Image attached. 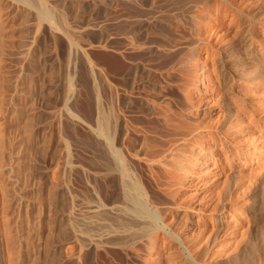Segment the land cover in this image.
Returning a JSON list of instances; mask_svg holds the SVG:
<instances>
[{
    "label": "rangeland",
    "instance_id": "rangeland-1",
    "mask_svg": "<svg viewBox=\"0 0 264 264\" xmlns=\"http://www.w3.org/2000/svg\"><path fill=\"white\" fill-rule=\"evenodd\" d=\"M25 1L0 0V264H9L8 259L11 264H116L100 250L96 253L102 255L98 256L93 250L97 239L104 243L109 235L97 232L94 236L91 232V238L76 231L79 223L90 221L87 217L94 210H108L113 205L97 207L86 201L90 197L87 195L96 192L93 146L100 149L106 143L96 131L97 125L105 117L101 112L106 114L109 109L116 113L118 136L114 147L119 140L123 143L116 145L119 150L126 146L127 134L139 135L155 148L174 147L186 153L181 158L187 172H175L180 182L174 185L175 198L171 202L148 178L145 161L140 157L143 154L131 156L137 158L149 192L160 200L164 198V205L203 196L215 176L223 183L219 163L205 147L208 135L196 120L199 113L195 107L203 97L212 101L217 98L208 80L217 74L215 66L222 56L244 59L249 55L252 58L248 67H260L259 79L251 75L233 81L234 91L238 92L233 97L235 104L246 117L240 116L244 122L237 127L222 129L223 136L236 142L231 143L232 153H238L240 146L245 149L248 162L240 161V168L234 166L228 173L246 176L260 160L264 161V0ZM44 7L50 16H41ZM186 72L193 73L195 77L191 78L202 83L204 89L199 83V90L197 85H182L186 84ZM219 97L213 102L220 101ZM214 112L206 118L216 117ZM100 171L96 173L99 183ZM221 182L220 187L211 190L218 191ZM50 193H54L51 198ZM243 199L238 198V204L225 202L224 223H238V216L246 214L247 200ZM194 215L193 220L198 218ZM170 220L171 216L164 215L160 221V238L172 231L168 228ZM62 226L65 236L59 229ZM196 226L187 232L189 236L197 233ZM46 233L51 240L48 251L44 249ZM59 239L75 245L77 255L64 252ZM162 240L157 239V248L164 246ZM173 241V248L176 245L183 251L176 257L178 264H212L227 257L232 239L220 234L214 247H208V256L196 249L195 255L189 254V246H184L179 237ZM43 255V259L50 260L42 261ZM154 256L157 258V253L144 263L151 264Z\"/></svg>",
    "mask_w": 264,
    "mask_h": 264
},
{
    "label": "bare ground",
    "instance_id": "bare-ground-1",
    "mask_svg": "<svg viewBox=\"0 0 264 264\" xmlns=\"http://www.w3.org/2000/svg\"><path fill=\"white\" fill-rule=\"evenodd\" d=\"M26 1L28 2V0ZM29 2H32V0H29ZM41 6L43 7L42 4ZM41 6L39 7V9L41 8ZM45 8L46 7L42 9L45 10ZM45 11L46 13H43V14H41L42 12L40 11L41 13L39 12V15L41 14V16H43L44 14H47L49 10L48 11L45 10ZM47 15L50 16L49 14ZM231 56L225 55L221 57V59L215 66V68H217V71H216L217 74H215V77L213 78H210L209 76V78L212 80L211 81L208 80L209 83L211 82V85L210 84L209 85L212 87L210 91L212 90H213L212 92L216 91V94H217V98L215 97L213 101L218 99V96H220L219 97L221 98L220 101L217 100V102H219L220 105H218L219 103L217 104V102L214 103L212 100H209V98L206 96L202 98L199 105L197 104V106H195L196 110L199 113V116L197 115L198 118H196V120L201 121V122L199 121V123L202 124V127H203L202 129H204L207 132L206 135H208L204 139L205 145H206L204 146L208 150L210 156L215 158V160L219 163L220 172H218V174L221 176V173H222V177L225 178L224 180H222L223 183L221 182V180H219L222 183V186L216 192H215L216 189L211 190V188L214 186L216 187L218 186L219 181H217V176H215L216 180H213V182L212 180H210L211 183L208 181L210 183L207 186L208 189L205 188L206 190L203 193L204 195L203 196L201 195V197H199L200 199L199 198L196 199L194 197V199L189 198L182 202L180 201L178 204L176 202L175 204L173 202H172L173 204L168 202L169 204L166 203L164 205L163 204L164 198L162 199L164 195L168 196L166 199L169 198L168 200H170V202L172 199L174 200L175 198L174 197L175 192L172 193L174 188H176L174 185L180 182L179 181L180 179L178 180L175 177V174L177 173L176 171L187 172V168L184 165V162L182 160L183 158H181L183 156H186V153L182 149H178V148L176 150H173L174 147H172L173 149H170V150H167L166 148H160V147L155 148L153 146L154 145L153 143H152L153 145L149 144L150 143L149 141L143 140L142 137H140L139 135L131 136L125 133H123L125 134L124 138H125L126 146L123 148L125 151L122 148H121L122 150H119L120 147L119 148L116 147V145L120 143L119 140H117L118 143H115L116 148L114 147V138L117 139V136H118V135L115 136V125H114L115 123L114 113L115 112L112 110L113 108L109 109L108 113L106 114H104L105 112L103 113L101 112V115L102 116L105 115V117H103L104 119L102 120L101 123H98L97 125L98 130L96 131L97 132L100 131L98 134L100 136L101 135L104 136L103 138L106 139L104 140L106 143L104 142L105 144H103V147L100 149L96 148L97 145L93 146V150L91 149L92 150V161L91 162L93 165V169L95 170V172L97 171L96 173H98V170L102 171V172L100 171V174L102 173L101 175L102 182L99 183V181L101 180L97 178L98 176L94 172L95 173L94 175H96L97 177L96 176L93 177L94 178L93 179V186H94L93 190H95L96 192L95 194L93 193L94 195L93 194L87 195L90 197H88L87 199L89 200H86V201L96 203L95 206L97 207L103 206V205L105 206L106 204H111V205L113 204L114 206L113 205L112 206L114 210L112 209V206L108 210H103V209H100L98 211L94 210L93 214L91 213V215L87 217L90 221L83 222L82 224L79 223L78 226L81 225L80 228L78 227L77 229L76 227L77 230L75 229L76 231L80 230L79 232H81L82 234L84 233V235L86 234L89 235L92 232V234L94 233L93 235L95 236L96 233L99 232L97 234L99 235L101 234V236H103L102 234H105L106 236L107 235L110 236L109 238H107L108 236L107 237L104 236L106 237L107 240L104 241L103 239L101 241H104V243H100L99 237L101 236L98 235L99 239H97V243H94L95 249H93L95 255H97L96 252L100 250V252H103L105 256H108L110 259L113 258L116 261V264H142L147 260V258L151 254L157 253L158 255L157 258H155L154 256L155 259L151 261V264H178L176 261V257L178 259L179 258L178 254H182L183 251L179 250L178 247L176 248V245L174 246L175 248H173V244H174L173 240H177V237H179L180 242L184 246H187V245L189 246L188 249H190L189 251H191L189 254L193 253L192 255H195L193 252L194 249H196V252L198 250L200 251L203 250L202 252H204V254H207L208 251L210 250V248L208 249V247L212 245L214 247L220 234H224L226 239L227 238L232 239V242L229 246L231 249L229 251L230 253L228 255L226 254L227 255V257L225 256L226 258L222 255L223 256L222 259L217 260V261L215 260V262H213L212 264H264V161L260 162L261 161L260 160L257 166L254 169H252V171L246 176L241 175L240 174L241 172H239L238 174L230 175L228 171L233 169L234 166H237L240 168V161L242 162V160L243 161L245 160L246 162H248V155L245 149L243 150L241 146H240V150L238 151V153L236 152L237 154L232 153L231 143L234 144L236 142H233V140H231V137L229 139V137L226 138L225 136H223L225 134L224 133L225 131L222 130L228 126L230 128L231 127L235 128V125L237 127L239 122L243 121L240 119V116L243 115L242 108L238 106V104L237 105L235 104V100H234L235 98H233L234 96H238V92H236V90L234 91V86H233V81L235 80V77L239 76V78L241 77V78L247 79V77L251 75L253 76L256 75L254 78L257 79L260 76L258 74L260 67H258V65L254 68L248 67V63L251 61V58H252L249 55L246 56L244 59L242 58L238 59L239 57L235 58ZM212 61L214 62L216 60L213 58ZM184 64L187 66L188 62H184ZM181 67H184L186 69L185 66H181ZM180 69L182 70V68ZM192 74L188 76L186 72L185 73L186 77L184 76V78H186L185 79L186 84H182V82L181 84L185 85V87H188V88L191 85L195 87L199 82L197 83L191 78V77L193 78L195 77V76H192ZM194 75L196 74L194 73ZM250 79L252 78L250 77ZM198 85L202 86L203 84L199 83ZM198 85L196 87L199 90L201 87H199ZM247 91H250V90H247ZM239 95L241 96V93ZM210 99H213V98H210ZM245 100L246 98H244V101ZM111 106L112 105H110V107ZM214 110H216V112H214L216 113V117L212 118L210 117L212 115H210L208 116L209 118H206L207 114ZM116 117L118 118V116ZM244 124H243V129L244 127H246L244 126ZM250 124H251V121H250ZM240 128H242V126ZM120 135H119V138H120ZM120 140L123 141V139H120ZM117 141L115 140V142ZM234 146H238V145L235 144ZM121 151H124V152H121ZM141 153L143 155L140 157H142V159H144L145 161L143 162L145 163V167L147 171L146 173H148L147 175L148 178H150L153 181L154 183L153 185L155 186V188L157 187V189H159V191H161V193L163 194L162 196L161 193L160 194L157 193L158 195L162 196L161 200L158 196L156 197L155 195H152L151 192H149L150 190L147 189V186H148L147 182L146 184L144 182L146 181L145 180L146 178L143 180L141 177L142 175H140L141 174L140 169H139L140 167L138 168V164L136 163V160H135L137 158L135 157L134 159L131 157L132 155L139 156ZM222 154L224 155L223 157H222ZM131 158L134 159L135 162L132 161ZM258 158H261V156ZM225 164H227L228 166H226ZM241 166L243 167L242 163H241ZM100 184H101V187H99ZM100 190L102 191V193H99ZM53 194L54 193H50V195L48 194L49 198L53 197ZM241 197L247 200L245 201L247 202V204L243 202V204L247 205L246 210H245L246 214L245 213L244 215L238 214L239 215L238 219L240 218L238 223H233V224L224 223L226 221L223 220L224 215L222 216V210L224 209V206L226 205L225 202L229 201L231 203H234L236 201V203L238 204L237 199L238 198L240 199ZM195 201H197V203H195ZM110 209H112L111 212H108ZM188 209H191L192 212L190 213V210ZM62 214L63 213H61V215ZM192 214L193 215L196 214L198 218L193 220ZM164 215L165 217L171 216L172 220H170L171 222L168 224V228L172 229V231L168 232L167 235L165 234L166 232H164L163 234L164 236H161L160 238L159 236L160 233H158V230L163 229L162 224L160 225V221L164 218ZM74 220L76 222L77 219H74ZM61 221L59 224L62 223ZM77 223H76V226H77ZM241 223L243 224L242 227H240V225H242ZM71 225H74V223ZM194 226H196L195 230L197 231V233L194 232V230H191L190 231L191 233L193 231L196 234L193 236L192 235L189 236L188 235L189 233L187 234V232L190 229H193ZM72 227L75 228V226H72ZM59 229H62L60 231L61 232L63 231V235H64V232H65L63 230L64 227L63 226L62 228L59 227ZM70 229L71 231L74 230V229L72 230V228ZM61 232L60 234L58 232V235H61ZM47 235L48 233L45 234V237H47V240L46 238H44V240L46 241V243H44L45 244L44 249L46 251H48L49 250L48 248H50L48 246H51V245H47L49 242L48 240H50L49 235L48 236ZM68 235L69 233L67 234V236ZM50 237H52L51 234H50ZM63 237H59V238H63ZM157 239L158 240L164 239V241L162 240L163 245H164L162 248H157L156 246ZM61 242H63V240H61ZM67 242H63L61 247L64 248L65 250L64 252L69 254V256H72L75 253V245L65 244ZM72 242L73 240L70 243ZM106 243L111 246H108ZM192 247H196V248H192ZM179 251H182V252L179 253ZM222 253L225 254L224 251ZM75 255L77 254L75 253ZM100 255L102 254L100 253ZM43 257H46V256L45 255L41 256L42 261L46 259V258L43 259ZM49 260L50 258L48 260L46 259V261H49ZM7 261L9 262V264H11L12 262L11 259H8ZM42 261L41 263H43Z\"/></svg>",
    "mask_w": 264,
    "mask_h": 264
},
{
    "label": "water",
    "instance_id": "water-1",
    "mask_svg": "<svg viewBox=\"0 0 264 264\" xmlns=\"http://www.w3.org/2000/svg\"><path fill=\"white\" fill-rule=\"evenodd\" d=\"M29 1V0H28ZM44 12L42 11V14H43Z\"/></svg>",
    "mask_w": 264,
    "mask_h": 264
}]
</instances>
